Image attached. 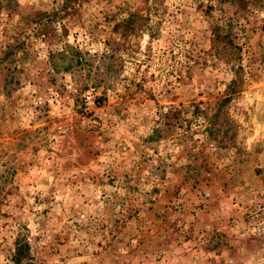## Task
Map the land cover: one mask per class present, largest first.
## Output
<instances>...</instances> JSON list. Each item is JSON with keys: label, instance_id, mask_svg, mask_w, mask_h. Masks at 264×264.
Returning <instances> with one entry per match:
<instances>
[{"label": "rangeland", "instance_id": "374dc122", "mask_svg": "<svg viewBox=\"0 0 264 264\" xmlns=\"http://www.w3.org/2000/svg\"><path fill=\"white\" fill-rule=\"evenodd\" d=\"M0 264H264V0H0Z\"/></svg>", "mask_w": 264, "mask_h": 264}, {"label": "trees", "instance_id": "16d2710c", "mask_svg": "<svg viewBox=\"0 0 264 264\" xmlns=\"http://www.w3.org/2000/svg\"><path fill=\"white\" fill-rule=\"evenodd\" d=\"M218 36V38L220 37V35H217ZM223 36V38H229V40L231 41V33H230V30H226L225 31V34L224 35H222ZM237 47V46H236ZM238 48V47H237Z\"/></svg>", "mask_w": 264, "mask_h": 264}]
</instances>
